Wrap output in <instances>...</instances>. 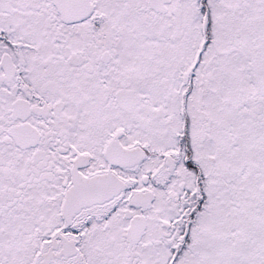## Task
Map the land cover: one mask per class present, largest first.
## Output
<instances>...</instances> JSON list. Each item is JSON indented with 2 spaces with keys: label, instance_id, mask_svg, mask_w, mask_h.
<instances>
[{
  "label": "snow or ice",
  "instance_id": "6c2138e0",
  "mask_svg": "<svg viewBox=\"0 0 264 264\" xmlns=\"http://www.w3.org/2000/svg\"><path fill=\"white\" fill-rule=\"evenodd\" d=\"M0 264H264V0H0Z\"/></svg>",
  "mask_w": 264,
  "mask_h": 264
}]
</instances>
